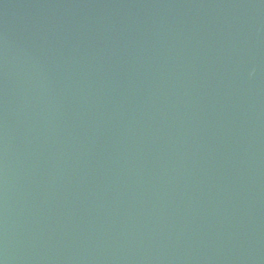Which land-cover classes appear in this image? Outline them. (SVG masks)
<instances>
[{
    "label": "water",
    "instance_id": "95a60500",
    "mask_svg": "<svg viewBox=\"0 0 264 264\" xmlns=\"http://www.w3.org/2000/svg\"><path fill=\"white\" fill-rule=\"evenodd\" d=\"M0 264H264V0H0Z\"/></svg>",
    "mask_w": 264,
    "mask_h": 264
}]
</instances>
